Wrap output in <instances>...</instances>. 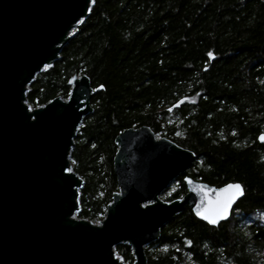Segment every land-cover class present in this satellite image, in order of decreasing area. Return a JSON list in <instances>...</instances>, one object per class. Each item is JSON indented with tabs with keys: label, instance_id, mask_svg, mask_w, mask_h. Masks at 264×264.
<instances>
[{
	"label": "trees",
	"instance_id": "1",
	"mask_svg": "<svg viewBox=\"0 0 264 264\" xmlns=\"http://www.w3.org/2000/svg\"><path fill=\"white\" fill-rule=\"evenodd\" d=\"M75 74L105 88L70 155L85 181L78 217L104 219L119 191L115 139L148 125L196 154L162 193L166 201L188 192L186 175L244 189L218 226L184 206L145 247L149 263L264 264V0H94L60 58L29 85L28 103L68 99ZM116 251L134 263L129 244Z\"/></svg>",
	"mask_w": 264,
	"mask_h": 264
},
{
	"label": "water",
	"instance_id": "2",
	"mask_svg": "<svg viewBox=\"0 0 264 264\" xmlns=\"http://www.w3.org/2000/svg\"><path fill=\"white\" fill-rule=\"evenodd\" d=\"M93 3L0 0V264H124L116 255L119 244L132 247L134 264H150L146 245L160 238L163 226L184 206L218 226L244 196L239 182L217 187L186 175L184 197L164 200L162 193L188 171L196 154L143 125L115 139L119 191L105 218L94 223L76 217L85 181L72 170L70 155L84 117L94 110V93L105 88H94L87 74H75L68 81V99L57 96L35 108L27 90L60 58ZM235 184L243 195L226 219L210 224L198 215Z\"/></svg>",
	"mask_w": 264,
	"mask_h": 264
},
{
	"label": "snow or ice",
	"instance_id": "3",
	"mask_svg": "<svg viewBox=\"0 0 264 264\" xmlns=\"http://www.w3.org/2000/svg\"><path fill=\"white\" fill-rule=\"evenodd\" d=\"M264 140V136L260 138ZM243 195L242 186L239 184L229 185L221 193H217V199L214 202H210L212 205L211 210H205V213H198L203 219L207 220L210 224H216L219 220L227 218V213L231 204L239 197ZM190 243V242H189Z\"/></svg>",
	"mask_w": 264,
	"mask_h": 264
},
{
	"label": "rangeland",
	"instance_id": "4",
	"mask_svg": "<svg viewBox=\"0 0 264 264\" xmlns=\"http://www.w3.org/2000/svg\"><path fill=\"white\" fill-rule=\"evenodd\" d=\"M75 31V30H74ZM73 31V32H74ZM47 68V67H46ZM45 68V69H46ZM156 136H157V138H161L162 136H161V134H156ZM176 188V186L175 187H173V189L172 190H174ZM164 200H165V197H163V196H161ZM76 217L77 218H79L78 217V215H77V213H76ZM105 218V217H104ZM94 223H100V221H97V222H94ZM147 246V245H146ZM116 255L118 256V257H120L121 258V256H120V254L116 251ZM121 260L124 262V264H134V263H131V262H129V261H125V260H123L122 258H121Z\"/></svg>",
	"mask_w": 264,
	"mask_h": 264
}]
</instances>
